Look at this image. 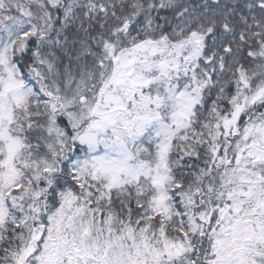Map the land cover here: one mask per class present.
<instances>
[{"label":"snow or ice","instance_id":"1","mask_svg":"<svg viewBox=\"0 0 264 264\" xmlns=\"http://www.w3.org/2000/svg\"><path fill=\"white\" fill-rule=\"evenodd\" d=\"M0 264H264V0H0Z\"/></svg>","mask_w":264,"mask_h":264}]
</instances>
